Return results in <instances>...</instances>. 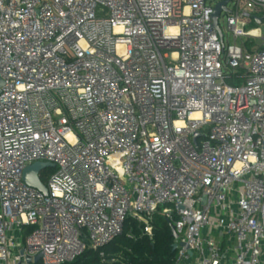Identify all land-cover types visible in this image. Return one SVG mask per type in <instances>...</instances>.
Returning a JSON list of instances; mask_svg holds the SVG:
<instances>
[{"label":"built area","instance_id":"obj_1","mask_svg":"<svg viewBox=\"0 0 264 264\" xmlns=\"http://www.w3.org/2000/svg\"><path fill=\"white\" fill-rule=\"evenodd\" d=\"M221 1L0 0V264L72 262L130 217L153 239L156 213L175 264H264V0H226L222 37Z\"/></svg>","mask_w":264,"mask_h":264},{"label":"trees","instance_id":"obj_2","mask_svg":"<svg viewBox=\"0 0 264 264\" xmlns=\"http://www.w3.org/2000/svg\"><path fill=\"white\" fill-rule=\"evenodd\" d=\"M229 83H232L229 81ZM45 182V180H43ZM154 236L142 234L138 221L128 218L123 233L101 250L87 249L74 261L65 264H174L176 251L172 223L166 218H153ZM27 226L24 235L33 231Z\"/></svg>","mask_w":264,"mask_h":264},{"label":"water","instance_id":"obj_3","mask_svg":"<svg viewBox=\"0 0 264 264\" xmlns=\"http://www.w3.org/2000/svg\"><path fill=\"white\" fill-rule=\"evenodd\" d=\"M228 3V1H221L217 4L214 14H213V20H214V24L213 26L218 30L220 36L222 37L223 34L221 32V29L218 25V19L219 16L221 14L222 11H227L226 8V4ZM256 21L257 22H261L262 18L260 17H256ZM2 84V81L0 80V85ZM198 136V133L195 134V137ZM55 165L53 163L50 162H35L32 165H29L25 168L24 171V175H23V180L24 182L34 188L39 189L40 191H42L45 195H48V188L47 186L44 184V182L41 180V178L39 177V173L41 170L51 167L53 168ZM172 231H173V235L174 238L177 239L178 238V233L175 230V227L172 225ZM178 245L175 243L173 245V250L176 251L177 250ZM42 257V254H39L36 258L35 261H38L40 258ZM29 262H31V259H28Z\"/></svg>","mask_w":264,"mask_h":264},{"label":"rangeland","instance_id":"obj_4","mask_svg":"<svg viewBox=\"0 0 264 264\" xmlns=\"http://www.w3.org/2000/svg\"><path fill=\"white\" fill-rule=\"evenodd\" d=\"M225 22H226V14H223L222 16H221V18H220V26L223 28L224 26H225ZM261 32L263 33V35H264V25L262 26V28H261ZM225 42L227 43V42H229V43H231L232 42V37H231V35L229 34V33H225ZM260 42V40H257L256 41V43H259ZM49 172H52L53 170H52V168L50 169V170H48ZM44 180V179H43ZM155 216L157 217V218H164L165 216L164 215H162L161 213H156L155 214ZM177 258H178V253H177V251H176V257H175V262H174V264L176 263V260H177Z\"/></svg>","mask_w":264,"mask_h":264}]
</instances>
